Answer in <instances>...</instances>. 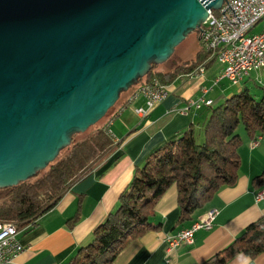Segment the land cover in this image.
Returning a JSON list of instances; mask_svg holds the SVG:
<instances>
[{"label": "water", "instance_id": "obj_1", "mask_svg": "<svg viewBox=\"0 0 264 264\" xmlns=\"http://www.w3.org/2000/svg\"><path fill=\"white\" fill-rule=\"evenodd\" d=\"M224 0H0V188L44 168Z\"/></svg>", "mask_w": 264, "mask_h": 264}, {"label": "trees", "instance_id": "obj_2", "mask_svg": "<svg viewBox=\"0 0 264 264\" xmlns=\"http://www.w3.org/2000/svg\"><path fill=\"white\" fill-rule=\"evenodd\" d=\"M195 30L200 37V29ZM214 59L200 43L192 58L179 61L172 68L162 70L152 63L147 73L137 77L127 89L152 79L170 84L201 62L205 67ZM250 81L260 89L259 95L251 90ZM239 84V90L227 93L220 102L211 97L213 103L204 107L200 123L191 121L136 165L116 206L94 228L92 239L64 264H110L128 239L159 227L152 221L155 204L173 183L177 188L178 225L190 219L194 210L209 201L221 186L235 183L240 166L238 147L242 144L238 126L242 124L251 139L264 137V80L248 77ZM80 132L83 131H72L70 143L61 147L44 168L3 187L6 191L0 198V221H12L18 229L26 230L35 225L75 180L92 170L121 142L113 140L101 125L83 136H79ZM251 183L257 189L264 187V169L252 177ZM79 217L76 209L67 219L68 224H74ZM263 250L264 215L248 223L232 241L199 264H225L237 253L255 256Z\"/></svg>", "mask_w": 264, "mask_h": 264}, {"label": "crops", "instance_id": "obj_3", "mask_svg": "<svg viewBox=\"0 0 264 264\" xmlns=\"http://www.w3.org/2000/svg\"><path fill=\"white\" fill-rule=\"evenodd\" d=\"M213 62L217 65L214 66ZM213 68L205 79L216 77L221 65L214 59L205 68ZM181 74L169 84L170 93L145 115L135 111L145 106L139 96L125 107L112 126L118 147L109 153L92 170L75 180L58 201L37 223L19 236L24 249L4 264H64L81 245L93 237L94 228L117 204L120 191L134 176L135 167L145 156L164 141L188 126L200 123L206 106L184 111L186 99L199 96L202 79ZM214 79V78H213ZM223 93V88L221 89ZM209 96V90L206 93ZM210 97V96H209ZM242 144L238 147L240 166L235 183L223 185L203 206L196 208L192 217L176 224L178 217L177 188L173 183L155 204L154 223L159 227L145 230L128 239L110 264H199L212 253L232 241L251 221L264 215V195L251 183L253 176L264 169V137L251 139L243 130ZM118 159H116V157ZM214 208V218L209 228H198L192 243H181L166 249L165 238ZM79 210V219L69 225L67 219ZM225 264H264V250L255 256L237 253Z\"/></svg>", "mask_w": 264, "mask_h": 264}, {"label": "built area", "instance_id": "obj_4", "mask_svg": "<svg viewBox=\"0 0 264 264\" xmlns=\"http://www.w3.org/2000/svg\"><path fill=\"white\" fill-rule=\"evenodd\" d=\"M256 25L260 29L252 31ZM200 43L205 50L210 51L221 65L219 74L214 77V83L227 78L231 84H237L250 77L251 72L264 73V0H224L218 9H209L206 19L201 24ZM205 67L197 66L193 71L185 73L189 77L202 74ZM169 84L160 83L157 79L138 84L128 93L122 103L104 122L103 128L117 141L110 130V123L131 104L142 96L145 106L135 107V111L145 115L151 108L161 103L170 93ZM208 88L203 87L199 96L186 99L184 111L200 109L211 105L213 99L207 96ZM260 137L257 138V140ZM264 195V187L256 194ZM214 218V208L207 209L201 216L194 219L190 225L180 228L166 236V249H171L181 243H192L194 232L198 228H209ZM21 229L12 221H0V264L9 263L24 249L20 240Z\"/></svg>", "mask_w": 264, "mask_h": 264}, {"label": "rangeland", "instance_id": "obj_5", "mask_svg": "<svg viewBox=\"0 0 264 264\" xmlns=\"http://www.w3.org/2000/svg\"><path fill=\"white\" fill-rule=\"evenodd\" d=\"M259 29H260V25H256L252 31H257ZM199 45H200L199 35L197 34L196 30L194 29L191 32H189L185 36V38L175 46L173 52L168 57V59H166L165 61H163L161 63H157L156 67H158L159 69H162V70H167L169 68H172L179 61L181 62V61H184L186 59L192 58L194 56L196 50L199 48ZM200 64H198L197 66H199ZM213 65L216 66L217 64L213 62ZM211 69H213V68H210V67L204 68L202 74L198 75L196 77V79H202L201 81L202 82L204 81L202 83L203 86L208 88V90H209L208 95L210 97H212L215 101L220 102L221 100H223L224 96L227 95V93L229 94L230 92L239 90L241 88L242 84H239V83L238 84H231L227 78L221 79L218 83H214V81H213L214 77H210L208 80L205 79V75L209 76L211 74V72H212ZM188 72H191V71H188ZM188 72H185V73H188ZM257 76H258L257 77L258 80H260V79L264 80V73L262 70L258 71ZM250 77L255 78L256 72L252 71ZM250 85H251V90L255 94L259 95L260 89L257 88L256 86H253L254 85L253 81H250ZM222 88L226 94L221 91ZM130 91H131V89L130 90L127 89V90L123 91L121 93V95L119 96V98L114 103V105L111 106L109 108V110L106 112V114L102 118H100L97 122L90 125L85 131L80 132L79 136H83V135L89 133L90 131L94 130V128L97 125L103 126L104 122L108 119V117L111 116V114L114 112V110L119 107V105L122 103L123 99L128 95V93ZM121 114H122V112L119 115H117L109 125L110 130L114 136H116V132L112 126L114 125V121ZM120 117L121 118H119V119H122L123 116L121 115ZM243 130H244L243 125L240 124L238 126V132L240 133ZM5 191L6 190L3 187L0 188V198L3 196Z\"/></svg>", "mask_w": 264, "mask_h": 264}]
</instances>
